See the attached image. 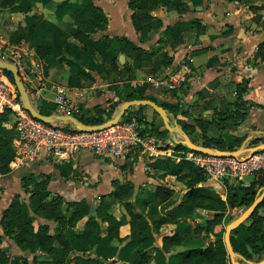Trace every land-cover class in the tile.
I'll return each instance as SVG.
<instances>
[{
    "label": "crops",
    "instance_id": "1",
    "mask_svg": "<svg viewBox=\"0 0 264 264\" xmlns=\"http://www.w3.org/2000/svg\"><path fill=\"white\" fill-rule=\"evenodd\" d=\"M182 1L183 10H179L177 6L156 7L152 11L153 20L151 29L148 31L138 32L135 30L131 19V13H129L127 17L122 16L123 22L121 24H123V26L120 27L119 30L121 33L118 35H120L119 37L127 38L133 44L135 50L141 48L136 44L138 43L136 39L139 35L164 27V29H161L163 30L161 36L164 35V40L166 41H164V43L160 42L156 44L157 50L159 47L163 48L156 53L155 59H153L154 55L149 56L148 59L153 60V64H155L159 54L163 53L162 55L167 57V63L158 64L160 67L162 66V70L158 69L157 63L155 64L158 72H156L155 77L152 76L148 80L149 82H144L148 83V86L145 87L143 85L144 83H139L134 79L131 81L130 88L124 87L123 90H117L116 93L106 91L103 95L90 99L92 96H88L86 90L72 88L70 91L74 96L69 92L71 95L69 97L72 99H80L81 104L84 102L85 108L90 109L91 101H94L93 103H95L96 108H98V106H105L106 101L109 99H112L114 103H119V101L123 103L128 95L140 94L143 97H147L156 101L158 104H161L167 110L169 116L171 114L169 110L174 111L176 116V111L178 110L180 111V116L182 118L186 116L189 119H193L194 121L192 122L189 120V126H208L213 129L219 126L220 130L218 131V135H213L212 137L219 141L220 138L222 139L220 134H223V141L233 146V149L235 150L239 147H235L234 144L239 142V140L242 141L241 148L256 146L254 145L255 143H252L246 147V143L247 141H250V139L252 140L255 137L262 136V132H264V62L259 61L258 59L259 45L264 44V4H260L257 8H249L247 6V11H244L245 7L242 1L230 0L227 4V10H225V15L227 17H223V19L229 20V23H235L234 20L239 13H241L243 17L246 16V19H252L251 23L254 24L253 27L255 28L252 31L236 28L230 33H225L226 30L221 29V33L213 32L216 34L210 36L211 31L204 33L200 32V29L195 28H190L184 32H182V30L180 31V24H178L180 17H178L179 20L174 22L175 19H177L175 18V14H172L171 17L166 16L169 19L158 16L157 11L162 8L169 10L174 9L176 11L175 13L180 11L179 15L184 19L183 22H189L192 26H202L201 23H203V25L207 23V21H201L200 19L203 18L198 16H189L191 10L188 9L194 8H190L191 4L186 0ZM31 2H33V0H19L15 6H20L22 11H12L13 14L22 15L23 7ZM42 2L43 1H41L39 5H41ZM50 2L56 7L51 16L46 14L45 17L50 19V21H54V25L58 29L66 32L68 23L71 20L65 18L66 16L64 13L66 11H64L65 9L60 11L59 5L63 7V5L65 6L69 0H50ZM135 5H139V3L137 2ZM192 13L195 14V12ZM69 14L72 15L71 13ZM191 19H193V22ZM75 25L77 29L84 32L86 31L81 28V26H85V24L76 23ZM211 27L213 28L214 26L211 25ZM48 30L52 32L54 31V29L50 27ZM86 33L89 34L88 32ZM173 33L177 36L173 37ZM19 37L24 40L25 35L20 34L19 32ZM69 37L77 39L72 35H69ZM144 48L149 47L146 46ZM0 53L2 54L0 59L7 61L8 58L11 57L12 52L9 53L2 44L0 46ZM149 53L152 54L154 51L149 50ZM134 64L135 67L137 64L136 62H134ZM1 72L2 70L0 69V73ZM243 84L245 85V89L240 91L238 87ZM232 86H234V90L230 94L229 87L232 88ZM41 89H39L40 93ZM48 93H50V91ZM48 93L43 94L45 100L43 99V101L41 100V102H37L40 106L43 104L39 111L44 113L46 109H52L51 107L55 106V99L60 92L53 97ZM122 96L124 98H122ZM71 98L69 100L72 102ZM72 104L74 103L72 102ZM134 107H137L136 113L139 122L141 121L142 125H145V123L147 124L146 126L149 127L155 125L157 129V132L150 133L153 137L149 138V135H145L150 143L146 147L143 146L142 151L140 150L141 147H139L138 149L133 150L125 158H113L114 160H105L96 156V153L89 150H81L72 154L42 152L38 158L26 161H20L15 155V158L9 164V171H6V167L1 165L0 237H6L3 247H5L6 244L12 245L10 248L14 249L15 252H13L12 256L23 255L26 257L28 251H23L13 239H10L9 236L4 234L1 225L4 213L16 196L19 195L20 199L28 197L30 200V196L36 190L35 186L37 187L38 183L40 184L42 181L46 180L48 181L47 189L45 191H40V194L42 196H62L65 201L64 205H66L64 210H67L65 213L71 210L68 202L79 203V212L83 211L85 204L83 203L82 198L85 197L87 192L100 193L105 190L113 192L112 190L115 189L114 187L123 189L124 186H126V188H130L131 191H134V194L133 192L131 194V202H129L133 206L135 204L132 198L133 196L135 198L137 196L136 193L139 191L142 194H138L135 200L149 203L150 208L152 207V212H158L164 209V211L167 212V215L171 212L173 217L176 216L177 220L174 218L173 220L169 219L167 221V216L163 215L161 218L153 220V223L141 220L148 225L146 240L141 244L132 237V231L130 232L131 239L136 244L134 251L139 246H142L147 250L148 256L145 259H134L133 251L129 260L131 262L129 264H139L138 262H135L136 259L141 261L148 259L152 255L153 250H156L155 256L158 254L157 257L160 258L158 261L161 264H167L168 262L172 263V261H174V264H182L175 257L177 252L188 248H206L210 245L207 239L208 235L211 234V229H214L215 233H217L218 230L222 231V221L212 225L209 232L204 231L200 227V224H204L207 220L215 218V211H213L214 216L212 217L209 213L212 210L196 209L193 211L182 206V203L188 198L194 189H197L200 194L213 198L214 194L218 191L214 192L211 188L215 187L216 189V187L220 186L225 189H223V193H220V197L217 200L219 202H228L230 192H228L227 186L240 185L248 187L251 186L258 176H253L251 180L246 179L243 184H234L230 183L229 180H226L228 184L224 183L225 185L220 179L207 176L199 183L194 184L193 181L195 177H192L191 175L195 172L194 164L185 159V157L178 152V150H189L190 148L185 144H183V147L178 146L180 144L175 143L173 140H169L174 136H172L168 130L167 134L164 128L160 126L159 117L161 116L150 106H131L123 116L128 115L129 111L134 109ZM138 109L140 110L138 111ZM193 109L196 110V113H194ZM81 110L83 111V115H86L88 112L83 109ZM48 111L53 112V114H61L54 110ZM79 113L75 115L77 116ZM237 117L238 119L236 120ZM101 123L103 122L101 121ZM10 127L8 120L0 125V144L12 142L16 150V135L15 132H13L14 135L11 132V134H8ZM156 134L163 136V138L166 137V139L162 138L164 141H161L165 142V145L161 143L159 144L158 138L155 137ZM213 142H215V140H213ZM256 144L259 145L261 142ZM173 147L179 148L176 150ZM168 151L170 155L176 152L177 156H171L172 159H166L165 156L168 155ZM182 159L188 161L186 162L187 164L184 165ZM179 176L183 178L188 177V180L184 183L185 188H183V185L181 184L182 179ZM78 177H80V180H86V182H84L86 186L84 184L81 186V184L77 182ZM90 178L91 181L96 180V182H98L96 187L93 186L90 188L89 182L87 183V181H90L88 180ZM23 180L26 187L23 185ZM90 189L94 192H91ZM167 191L170 192L169 198L163 202H159V194H163ZM46 198L47 197H45V199ZM29 200L26 199L23 201L29 202ZM228 207L231 210L232 208H238L240 215L247 209L246 207H232L230 205ZM240 215H237L229 221V224L233 220H236ZM113 216L117 218L116 215ZM178 219L182 220L176 224ZM82 220H84V218ZM118 220L121 221L120 219ZM121 223L123 224V222ZM32 224L35 227V230H37L40 225L46 224L50 227V234H55L56 232L57 223L54 220L33 214ZM242 224V227H237L231 232V239H235L239 246H243L244 244L249 245L248 241L253 236L258 238V236H255L253 233L255 224L257 231L261 235H264V199L255 212ZM74 227L75 224L68 228ZM197 228H201V231L198 230L199 233L195 232L197 231ZM130 230H132L131 226ZM106 232H108V229H106ZM120 233H122V231L120 232L119 230V234ZM174 234L186 236L187 243L182 246H174L169 252H167L162 249V237ZM90 235L92 236L91 233ZM220 235L221 234H219V236ZM66 239L67 241L69 240L68 236H66ZM201 242L204 243L202 244ZM257 245L261 251L263 249L264 252V239L258 238ZM42 246L43 245L39 243H35L33 248ZM239 246H237V248ZM43 247L45 248L47 246ZM236 253L237 257L240 256V258H236L237 261L242 260L241 258H243L246 264L252 262V258L246 259L239 252L236 251ZM169 256L171 257L169 258ZM229 260L231 261L230 256Z\"/></svg>",
    "mask_w": 264,
    "mask_h": 264
},
{
    "label": "rangeland",
    "instance_id": "2",
    "mask_svg": "<svg viewBox=\"0 0 264 264\" xmlns=\"http://www.w3.org/2000/svg\"><path fill=\"white\" fill-rule=\"evenodd\" d=\"M18 1L19 0H0V46L3 44L9 53L12 52L11 57H9L7 61L15 63L20 68V74L25 82V86L32 100L31 102L38 110L43 106V104L40 106L37 102H41L43 99L45 100L43 94L48 93L49 91L50 93L48 94L51 97L60 92L65 93L70 99L71 97L69 96L73 95L71 94L70 89L72 90V88H80L82 90H86L88 92V96H92L90 98L92 99L103 95L106 93V91H112L116 93L117 90H123L124 87L130 88L131 81L134 79H136L139 83L149 82L148 80L152 76H156L158 69L162 70V66L160 67L158 64L167 63V57H165V55L163 56V53L159 54V57H157L156 63L158 65V69L155 65L156 63L153 64V60L148 59L149 56L152 55H154L153 59H155L156 53L163 48L159 47L157 50L156 44L160 42L164 43V41H166L164 40V35L161 36V33L163 32L161 29H164V27L159 29L157 28L151 32L139 35L136 39L138 41L136 44L141 47L139 50H135L133 44L128 39L125 40L122 37H119L120 35L118 34L121 33L119 29L121 26H123V24H121L123 22L122 16L127 17L129 13L132 14L130 0H93L95 4L102 8L103 11L108 15V22L105 24H87L85 26H81V28L86 30L85 32H88L92 36L91 38L87 39L86 42H82L79 39H72L69 37L68 33L58 29L54 25V21H50V19L45 17L46 14L51 16L53 14V10L56 7L55 5L51 4L50 0H33L31 3H27L23 7L24 9L22 15L13 14L12 12L13 6H15ZM41 1L43 2L41 5H39ZM81 1L82 0H69L65 6L63 5V7L59 5V10L61 11L65 9V18H68V20L72 21L71 15L69 13L72 14ZM186 1L192 5H190V8H194L188 9L191 10L189 16H198L203 18L200 20L207 21L205 25L201 23L202 26H192L189 22H183L184 19H182V17L179 15L180 11L175 13L176 11L174 9L169 10L162 8L157 11L158 16L169 19L168 17H171L172 14H175V18L177 19H175L174 22L179 20L178 17H180V20L178 21V24H180V31L182 30V32H184L190 28H195L200 29V32L204 33L211 31L210 36H214L216 34L213 32L221 33V29H225V33H230L236 28L241 30L245 29L246 31H252L255 28L253 27L254 24L251 23L252 19H246V16L243 17L241 13H239L237 18L234 20L235 23H229V20L223 19V17H227L225 15V10H227V4L230 0ZM240 1L244 3V11H247V6L249 8H257L260 4H264V0ZM192 12H195V14ZM99 14L100 10H96L95 16ZM192 20L193 19H191V21ZM211 25L214 27L212 28ZM49 27L53 28L54 31L52 32L48 30ZM19 32L20 34L25 35L24 40L22 38L20 39ZM174 36L177 35L173 33V37ZM146 46L149 48H144ZM149 50H153L154 53L150 54ZM0 56H2L1 53ZM134 62L137 64L135 67ZM136 67L140 68L138 69ZM0 77L10 81L13 85L15 84L12 78L13 75L7 70H2ZM143 85L146 87L148 86V83H144ZM39 89H41V93L39 92ZM238 89L242 91L245 89V85H240ZM233 90L234 86H232V88L229 87L230 94L233 92ZM122 98L124 97L122 96ZM71 100L75 106L79 108V115L83 112L81 109L88 111L86 115H84L88 121L90 120L89 122L91 123H99L101 121L104 122L112 118L120 109L122 104L121 101H119V103H114L112 99H109L106 101L105 106H98V108H96V104L93 103L94 101H91V108L87 109L85 108L84 102L81 104L80 99L71 98ZM51 108L52 109H46L44 114H48V112H50L48 110L58 111L56 105ZM136 110L137 107H134V109L129 111L127 117L130 116L129 118H134L137 120V124L143 136L149 135V138L153 137L150 135V133L157 131L156 126L153 125L152 127H149L146 126V123L145 125H142L141 121L139 122ZM139 110L140 109H138V111ZM169 112L171 113V122L182 127L195 144L213 149H221L219 148L220 145L216 143L218 140L212 137L213 135H218V131L220 130L219 126L215 127L214 129L208 126L192 127L188 125V122L189 120L190 122L194 121L193 119H189L186 116L182 118L180 116V111L178 110L176 111L177 116L174 111L169 110ZM194 113H196V110H194ZM122 118H124V116ZM159 118L160 126H162L168 134L162 118ZM237 119L238 117L236 120ZM8 121L11 126L8 134L11 132L14 135L13 132L16 133L14 118L9 116ZM54 123L73 126L68 122L57 121ZM149 129L152 130L148 132H142V130ZM172 136L174 137H171L169 140H173L175 143L180 144L178 146H184L182 143L183 137L181 135L172 134ZM220 136H222V139L220 138L219 142L224 140L223 134H220ZM155 137L158 138L159 144H166L165 142H161L164 141L163 139H166V137L163 138V136L158 134H156ZM213 140H215V142H213ZM252 143H254V141L250 139V141H247L246 147ZM11 144L13 145L12 142ZM234 146L241 148L242 141L239 140V142H236ZM173 148L178 150L179 147ZM140 150L142 151L143 148L141 147ZM96 156L105 160H114L113 158L104 157L98 154H96ZM171 156H177L176 152L170 155L168 151V155H166L165 158L172 159ZM182 162H184L183 164L185 165L188 161L182 159ZM206 177L207 175L204 174V178ZM79 178L80 177H78L77 182H79L82 186L86 180H80ZM185 178L181 177V184L183 185V188H185L184 183L188 180V177ZM251 179L252 177L247 178V180ZM88 180L91 181V178ZM90 181H87V183L89 182L90 188L97 186L98 182H96V180L91 181V183ZM220 181H222L223 184H228L226 180L220 179ZM227 187L228 192H232L234 185ZM39 188L40 184L38 183L37 187L35 186V192L40 191ZM114 188L115 189L112 190L113 192H108L105 190L101 191L100 193L87 192L85 194V197L82 198L85 206L83 211H81L77 217L75 227L67 228L65 230V239L66 236L69 238L67 241L68 245H65V247L61 246L58 242L53 248L50 246L44 248L42 246L27 250L28 252L26 257L23 255L12 256L14 252V249L10 248L12 245L6 244L5 247H3L6 237L1 236V249L10 257L11 260L14 258L12 261H10V264H23L24 258L27 261V264H53L56 262L62 264H129L131 262L129 261L130 257L136 248V244L131 239V217L128 213L126 202H131V194L132 192L134 194V191H131L130 188H126V186H124L123 189L119 187ZM211 189H213L214 192L218 191L213 197L218 199L220 197V193H223V189L225 188L220 186L216 187V189L215 187H212ZM90 190L91 192H94L92 189ZM136 194L138 196V194L142 193L138 191ZM45 197L47 198L45 199ZM54 198L55 197L52 195L44 196V199L48 202L53 201ZM135 198L134 196L132 198L135 204L134 211L141 215V220H146L148 223H153V220L161 218L163 215L169 217V214L167 215V212H165L164 209L158 212H152V207L150 208L149 203L146 202L145 205H141L139 204L138 200H135ZM21 199L29 200L28 197H23ZM65 208L66 205H63V213L67 211L64 210ZM238 210V208H232L231 210L228 207L227 210L223 212L221 218L223 223L221 225L222 231L218 230L217 233H215L214 229H211V234L208 235L207 239L210 245H214L216 243V239H218L217 236L219 237V234H221L220 236L224 238L225 228L229 224V221H231L237 215H240ZM209 213L212 217L214 216L213 211H210ZM111 215H116V217L120 219L121 222H123L119 228L120 232L122 231V233L119 234L118 238L114 239H110L108 237L109 218ZM83 218L84 220H82ZM174 218L177 220L176 216L171 219L173 220ZM181 220L182 219H178L176 224L181 222ZM34 221L36 222L35 219ZM106 229H108V232H106ZM198 230L201 231V229L197 228V231L195 232L199 233ZM201 243L203 244L204 242ZM231 243L233 249H237V246H239L235 239L232 240ZM250 251L252 255L251 263H258L262 258H264V256L261 257L264 252H262L260 249L255 248ZM155 252L156 250H153L152 255L148 259L144 261L136 259L135 262H138L139 264H161L158 261L160 258L157 257L158 254L155 256ZM246 255H249V253ZM170 257L171 256H169V258ZM238 257L240 258V256ZM241 259L242 260L239 261H243V263L246 264L244 259ZM167 264H174V261H172V263L168 262ZM228 264H232V262L229 260Z\"/></svg>",
    "mask_w": 264,
    "mask_h": 264
},
{
    "label": "trees",
    "instance_id": "3",
    "mask_svg": "<svg viewBox=\"0 0 264 264\" xmlns=\"http://www.w3.org/2000/svg\"><path fill=\"white\" fill-rule=\"evenodd\" d=\"M130 5L133 10L131 19L133 26L136 31H148L151 29V24L153 20L152 11L158 6H177L179 10H183V1L182 0H130ZM139 5H135V3ZM64 4V3H63ZM96 10H100V14L95 16ZM13 11H22V8L18 5L13 7ZM72 21H69L66 28V32L69 35L79 39L82 42H86L87 39L91 38L90 34H87L84 31L77 29L76 23L80 24H102L108 22V16L103 11L102 8L95 5L93 0H82L81 3L75 8L71 15ZM123 39H127L123 37ZM258 59L259 61L264 62V44L259 45L258 50ZM13 82H14V77ZM144 97L140 94L137 95H128L125 101L134 100V99H143ZM149 99V98H147ZM161 105V104H160ZM44 114V112L40 111ZM53 114V112H50ZM45 115H50L45 114ZM10 112H0V125L9 119ZM80 121L85 124H98V122H89L85 115L76 116ZM130 116H124L128 119ZM101 123V122H100ZM99 123V124H100ZM152 130V129H151ZM142 130L145 132L151 131ZM154 131V130H153ZM155 132V131H154ZM157 132V131H156ZM254 145L256 143H264V132L262 136L252 139ZM219 148L224 150H235L232 146L227 144L224 141L217 142ZM16 150L11 143L0 144V167L4 165L6 171H9V164L15 158ZM195 172L191 175L195 177L193 183L197 184L204 179V173L199 168L195 167ZM181 178V177H180ZM183 178V177H182ZM23 185L26 187V184L23 180ZM48 186V181H42L40 183V191H45ZM264 187V172L258 176V178L251 184V186L245 187L240 185H235L233 191L229 194L228 202H219L217 199L200 194L197 189L192 190L188 198L182 203V206L189 208L193 211L196 209L203 210H212L216 212L214 219L207 220L204 224H200V227L209 232L210 227L216 223L221 222L222 213L227 210L228 206L232 207H246L248 208L255 199L260 195ZM40 191L32 193L30 196L29 202H25L20 199V196H16L11 202L9 208L5 211L4 216L1 220V225L4 230V234L12 238L19 248L22 250H31L35 243H39L43 246L54 247L56 243H60L61 246L68 245L67 240L65 239V230L73 226L79 216L80 204L77 202L69 203L71 210L67 213L62 212V207L65 204L64 198L62 196H56L53 201L48 202L40 194ZM170 196V192L167 191L163 194H159V202L167 200ZM139 204L145 205V201H138ZM128 213L131 217L130 223L132 227V237L140 242L141 244L146 240L148 234V225L146 222L141 221V215L137 214L134 211V206L126 202ZM34 215L42 216L47 219L54 220L57 223L55 234H50L49 225H40L37 230L32 224V217ZM173 218V214L170 212L167 220ZM122 225L121 221L115 218L113 215L109 218V238L114 239L119 237V228ZM241 224L239 227H242ZM200 228V229H201ZM255 236H258L260 239H264V235H261L255 228L253 229ZM232 240V239H231ZM258 238L251 237L248 241L249 245L244 244L239 246L237 249H234L235 252H239L246 259H251V251L253 249H260L257 245ZM1 242V238H0ZM187 243V237L179 234L174 235H165L162 237V249L169 252L174 246H182ZM51 248V249H52ZM253 248V249H252ZM261 250V249H260ZM263 252V249H262ZM249 255H246L248 254ZM264 255V254H263ZM261 255V257H263ZM148 256V252L142 246H139L134 251V259L141 258L145 259ZM175 257L182 264H228V252L224 242V238L219 236L216 240V243L209 245L206 248H188L186 250L177 252ZM262 258L261 260H263ZM196 260V261H195ZM260 260V261H261ZM10 257L1 249L0 247V264H10ZM195 261V263H194ZM23 264H27V261L23 260ZM53 264H62V263H53Z\"/></svg>",
    "mask_w": 264,
    "mask_h": 264
},
{
    "label": "built area",
    "instance_id": "4",
    "mask_svg": "<svg viewBox=\"0 0 264 264\" xmlns=\"http://www.w3.org/2000/svg\"><path fill=\"white\" fill-rule=\"evenodd\" d=\"M55 105L64 115L74 116L80 112L65 93H59ZM7 111L14 118L16 157L20 161L36 159L42 152L72 154L81 150L104 157L125 158L150 143L134 118H121L115 125L99 131H82L73 126L40 121L25 109L15 84L0 77V112ZM178 152L208 177L234 184H243L248 177L264 172V149L239 156H213L190 149Z\"/></svg>",
    "mask_w": 264,
    "mask_h": 264
},
{
    "label": "water",
    "instance_id": "5",
    "mask_svg": "<svg viewBox=\"0 0 264 264\" xmlns=\"http://www.w3.org/2000/svg\"><path fill=\"white\" fill-rule=\"evenodd\" d=\"M0 69L7 70L11 72V74L13 75L15 86L19 91L25 109L34 118L46 123H54L57 121L68 122L71 123L75 128L82 131H99L115 125L131 106H150L154 110H156L158 114L161 116L165 128L172 134L181 135L183 137L182 143L194 151L213 155V156H239L246 153L251 155L255 153L258 149H264V143L249 148H239L236 150L213 149L210 147L195 144L190 139L189 135L183 130L182 127H180L176 123L171 122L167 110L162 105L158 104L156 101L152 99H147V98L134 99L123 102L120 109L116 112V114L112 118L108 119L103 123L96 125L85 124L73 115H64V114L45 115L41 113L31 102L30 95L27 91L24 81L22 80L19 67L15 63L0 59ZM263 199H264V187L260 195L255 199V201L236 220L228 224L226 227L224 239L232 264H244V263L239 262L236 259L237 253L234 251L231 243V232L235 228L239 227L255 212V210L258 208V206L260 205ZM249 264H264V259L259 261L258 263H249Z\"/></svg>",
    "mask_w": 264,
    "mask_h": 264
}]
</instances>
